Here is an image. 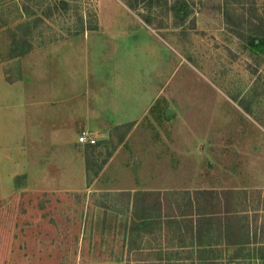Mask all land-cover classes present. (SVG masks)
<instances>
[{
  "label": "rangeland",
  "instance_id": "374dc122",
  "mask_svg": "<svg viewBox=\"0 0 264 264\" xmlns=\"http://www.w3.org/2000/svg\"><path fill=\"white\" fill-rule=\"evenodd\" d=\"M92 68L109 103L130 87L128 116L100 121L94 145L76 142L78 112L63 142L49 132L47 85L23 103L10 90L52 74L75 81L69 95ZM250 115L264 124V0H0V264H233L235 247L174 261L162 245L181 224L163 221L196 187L264 164ZM249 249L235 264H264Z\"/></svg>",
  "mask_w": 264,
  "mask_h": 264
},
{
  "label": "crops",
  "instance_id": "0c3cea01",
  "mask_svg": "<svg viewBox=\"0 0 264 264\" xmlns=\"http://www.w3.org/2000/svg\"><path fill=\"white\" fill-rule=\"evenodd\" d=\"M97 71L99 70L92 68V78L86 83H81V86L84 85L83 91H81L82 87L81 90L78 88V90L73 91L76 86L75 81H71L69 85L64 84L62 87L63 83L60 80H52L56 78H53L52 74L49 75V80H42L43 82H40L41 79L32 80L28 84L18 82L12 87L10 86V90L19 94L23 103L25 95L34 97L33 93L40 90L42 86L47 85L49 87L50 93H53L49 97L51 99H41L39 104L49 103L50 105L49 117L53 124L48 129L49 132H54L57 142H63L64 137L67 139V136L72 135L71 130L73 129L66 128V120H71L72 115L77 112L83 118L82 120L86 121L80 134L86 132L94 137L97 131L93 130H103L105 127L100 121L111 118L113 120L126 119L128 112H130V102H128V99L130 100L129 85L124 86L120 83L116 91L117 100L115 101L117 103H109L96 90V87L100 84ZM71 86L73 87L71 94L67 95L66 93L59 96L61 89L66 87L70 89ZM6 88L9 89L7 84ZM66 95L63 104L59 103L63 99L60 97ZM79 96L80 100H78ZM33 103H36V101ZM120 104L127 107V110H123L124 116L121 115L120 107L115 108ZM249 118L254 121H251L253 126L264 127L262 126L264 124L257 117L250 115ZM249 132V134H252V131ZM78 138L76 139L77 144L82 145L78 142ZM258 146L257 143L245 144L242 150L240 148L238 150L252 151L253 149V151H257ZM254 156L259 157L257 153ZM251 166L247 169V174H249V170L253 173L250 177L243 174L241 168L233 174V177L226 176L222 183L217 184L216 181L214 183L208 181L205 187H196L194 191L196 197L191 198L187 205L190 210L184 209L172 217H164L163 225L167 226L169 220L181 224L178 243L170 246L162 245L165 252L172 251L170 256L174 257L172 258L174 261L211 263L219 258L217 257L219 249H221L220 255L223 257L228 254L230 247H235L237 254L232 259V261L234 260L233 264H235L242 262L247 257L242 256V252L247 251L249 248V250L254 251L258 248L259 253L262 252L264 247V164L257 159ZM211 183L214 185H211ZM252 195L259 197L255 204L251 201ZM187 220L189 222H186ZM188 239L191 241L188 242ZM167 260L173 261L170 258Z\"/></svg>",
  "mask_w": 264,
  "mask_h": 264
},
{
  "label": "built area",
  "instance_id": "2783aa9c",
  "mask_svg": "<svg viewBox=\"0 0 264 264\" xmlns=\"http://www.w3.org/2000/svg\"><path fill=\"white\" fill-rule=\"evenodd\" d=\"M78 142L82 145L89 144L94 145L96 144V139L94 137H91L88 133L82 132L78 138Z\"/></svg>",
  "mask_w": 264,
  "mask_h": 264
}]
</instances>
